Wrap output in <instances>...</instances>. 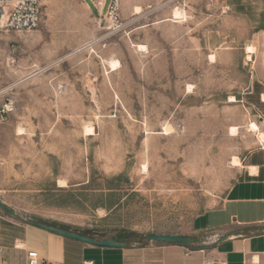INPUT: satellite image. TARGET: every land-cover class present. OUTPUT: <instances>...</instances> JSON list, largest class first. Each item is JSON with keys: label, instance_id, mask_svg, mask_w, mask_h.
Masks as SVG:
<instances>
[{"label": "rangeland", "instance_id": "obj_1", "mask_svg": "<svg viewBox=\"0 0 264 264\" xmlns=\"http://www.w3.org/2000/svg\"><path fill=\"white\" fill-rule=\"evenodd\" d=\"M40 1L37 28L0 32L9 216L208 248L220 237L191 222L239 178L233 158L260 145L250 124L264 131V0H116L115 24L98 0Z\"/></svg>", "mask_w": 264, "mask_h": 264}, {"label": "crops", "instance_id": "obj_2", "mask_svg": "<svg viewBox=\"0 0 264 264\" xmlns=\"http://www.w3.org/2000/svg\"><path fill=\"white\" fill-rule=\"evenodd\" d=\"M262 96L264 91L258 97V109H264ZM239 166V178L221 204L198 214L191 222L194 234L209 231L211 238L227 237L212 241L204 250L154 241L126 243L122 248L101 247L65 238L0 212V264H23L29 250L63 264H203L207 259L224 264H264V143L246 154Z\"/></svg>", "mask_w": 264, "mask_h": 264}, {"label": "built area", "instance_id": "obj_3", "mask_svg": "<svg viewBox=\"0 0 264 264\" xmlns=\"http://www.w3.org/2000/svg\"><path fill=\"white\" fill-rule=\"evenodd\" d=\"M105 9V21L115 24L119 13L116 0H111L105 7V0H98L96 10L102 15ZM42 16V4L40 0H0V32L13 31L27 33L37 28ZM23 264H63L53 263L41 257L35 250L26 253ZM203 264H224L221 261L207 259Z\"/></svg>", "mask_w": 264, "mask_h": 264}, {"label": "water", "instance_id": "obj_4", "mask_svg": "<svg viewBox=\"0 0 264 264\" xmlns=\"http://www.w3.org/2000/svg\"><path fill=\"white\" fill-rule=\"evenodd\" d=\"M0 209L8 215L15 216L14 211L8 208L2 201H0ZM30 223L48 232L63 236L65 238L77 240L86 244H91L101 247H113V248H122L126 245V242L124 241L107 239V238L98 239L50 223L39 222V221H31ZM225 238L227 237H222L221 239H218V241H222ZM144 239L154 242L174 243L181 245L192 242V239L189 237L173 235V234H146L144 235ZM205 248L206 247H201V249H205Z\"/></svg>", "mask_w": 264, "mask_h": 264}, {"label": "bare ground", "instance_id": "obj_5", "mask_svg": "<svg viewBox=\"0 0 264 264\" xmlns=\"http://www.w3.org/2000/svg\"><path fill=\"white\" fill-rule=\"evenodd\" d=\"M175 15H178V12H176ZM141 47H143V46H140L139 48H141ZM248 49H250V48H248ZM109 64H110L112 69H116L118 67V64H117L116 61H110ZM263 98H264V96H263ZM230 101H235V99L231 97ZM258 126L259 125H257L256 123L252 122L249 127H250V130H253V131L257 132L260 143H264V131H260ZM236 130H237V127H231L230 128L231 134L234 135ZM167 131H168V129H165L164 134H168L169 131L168 132ZM233 163H234V165H239L240 161H239V159L237 157H234L233 158Z\"/></svg>", "mask_w": 264, "mask_h": 264}, {"label": "trees", "instance_id": "obj_6", "mask_svg": "<svg viewBox=\"0 0 264 264\" xmlns=\"http://www.w3.org/2000/svg\"><path fill=\"white\" fill-rule=\"evenodd\" d=\"M54 225H56V224H54ZM59 226H61V227H64V228H66V229H69L67 226H65V225H59ZM81 234H83V235H87V232H81ZM118 240H121V239H118Z\"/></svg>", "mask_w": 264, "mask_h": 264}]
</instances>
